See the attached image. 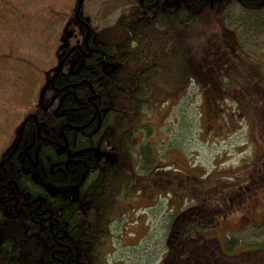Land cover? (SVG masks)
Masks as SVG:
<instances>
[{
  "label": "rangeland",
  "instance_id": "374dc122",
  "mask_svg": "<svg viewBox=\"0 0 264 264\" xmlns=\"http://www.w3.org/2000/svg\"><path fill=\"white\" fill-rule=\"evenodd\" d=\"M113 2L85 0L84 18L94 29L111 27L120 13L114 12L119 5ZM77 3L0 0V153L7 143L14 144L39 88L58 66L64 28ZM227 23L228 29L236 25ZM224 28L207 9L193 27L177 34V51L160 85L165 102L147 115L163 170L136 181L135 195L122 203L125 214L112 223L111 236L100 249L99 264H162L172 250H167V237L173 218L181 219L195 205L207 223L193 227L185 222L177 237L216 240L223 250L232 241L237 246L226 252L231 256L264 241V186L246 188L252 177L258 178L253 165L264 150V113L258 110L264 105V32L241 34L244 47L231 36L232 54L225 58L214 54L224 45ZM127 34L119 29L104 37L119 42ZM224 64L228 68L219 72ZM235 177L245 178L239 190L223 193Z\"/></svg>",
  "mask_w": 264,
  "mask_h": 264
},
{
  "label": "trees",
  "instance_id": "16d2710c",
  "mask_svg": "<svg viewBox=\"0 0 264 264\" xmlns=\"http://www.w3.org/2000/svg\"><path fill=\"white\" fill-rule=\"evenodd\" d=\"M173 1L171 6L167 0H114L113 4L119 5L114 12H120L115 24L102 30L91 24V47L95 52L75 75L76 82L83 83L76 91L81 105L72 99L66 106L76 110L60 118L41 113L42 134L47 130L48 138L56 144L68 142L70 158L58 154L56 148H46L41 149L39 169L13 160L12 170L2 171L11 178L26 175L18 180V186L30 200H38L34 206L38 207L41 199V204L50 208L53 229L40 228L39 219L33 215L13 218L8 248L13 250V260L0 259V264H99L100 249L111 236L112 223L125 214L123 201L135 195L140 177L157 173L162 164L156 151L155 127L147 115L148 110L165 102L160 85L167 80L179 31L193 27L207 9L222 19L224 29L230 28L227 21H235L234 13L240 10L239 15L245 16L238 15V29H263L264 0ZM119 29L127 31L125 38L106 41V33ZM76 39L79 41L80 35L74 36L72 42ZM258 110L264 113V105ZM261 133L264 139V125ZM253 166V175L258 178L252 177L246 183L248 190L264 186V150ZM261 166L263 170L258 168ZM242 180L245 178L235 177L225 183L223 193L238 191ZM199 213L195 205L180 214L181 219L173 218L167 237V250H172L162 264L169 260L171 264H264V241L231 256L228 253L237 246L232 241L223 250L216 240L205 241L193 235L177 237L185 222L193 227L201 221L207 223V217Z\"/></svg>",
  "mask_w": 264,
  "mask_h": 264
},
{
  "label": "flooded vegetation",
  "instance_id": "af4514ba",
  "mask_svg": "<svg viewBox=\"0 0 264 264\" xmlns=\"http://www.w3.org/2000/svg\"><path fill=\"white\" fill-rule=\"evenodd\" d=\"M143 1V0H142ZM150 1V0H147ZM155 2H161V0H151ZM172 6L173 0H167ZM239 4L238 8H241ZM264 8V7H263ZM243 10H240L241 13ZM245 11V10H244ZM234 13V20L236 25L231 29H224L223 32V47L219 52L214 53L216 55L224 54L225 58H228L231 50L228 47V40L231 36H235L236 41L240 46L242 45V35L243 33L256 35V31L243 32L237 28V19L244 14ZM76 14V10H75ZM239 15V17H238ZM74 21L70 20L66 23L64 28L63 38L61 39L60 50L61 54L59 56V64L54 68L51 76L46 80V83L40 87V92L38 94L37 102L29 107L28 116L23 121L22 127L20 128L19 134L17 136L14 144L7 143L6 148L0 153V259L13 260V250L8 251L9 246L12 243V229L13 218L22 217L27 219L30 215L39 219L40 228L46 229L47 226H51L50 230L53 229L52 214L49 213L50 208H46L41 204V199L39 206H34L38 200H30V197L23 193L19 186L18 180L23 179L26 175H16L15 177L8 176L7 173H3L4 169L12 170L13 160L18 161L20 164H27L32 169H39L41 167V149L46 148H56L58 154L65 155L66 157L71 156L69 152V143L56 144L48 138V131L42 134L41 127V113L50 116L54 114V117H62L65 113L74 112L76 109L67 108V103L75 100L76 105H81L77 100L76 91L80 88L81 84L77 83L75 75L78 74L85 66V60L92 58L95 49L91 47V42L94 37H91V23L90 20L84 18L83 9L80 15L81 21H77L74 15ZM90 29H88V26ZM71 26L77 27L73 30ZM236 28V30H234ZM264 29V25L262 27ZM66 29L71 33L69 37H66ZM261 29L263 32L264 30ZM79 30L80 35H82V40H75L74 36L76 31ZM242 34V35H241ZM67 38V42L64 43L63 40ZM240 38V39H239ZM91 40V41H90ZM241 40V41H240ZM244 47V46H243ZM63 63L61 72L58 74V69L60 64ZM218 65H216L217 67ZM256 66L255 68H257ZM262 68V66H260ZM228 68L226 64L219 66V72L221 69ZM58 74V75H57ZM217 78V77H216ZM212 80V79H211ZM61 81L63 82L61 85ZM206 81V80H205ZM211 82V81H210ZM256 88V87H255ZM92 98L89 102H92ZM235 100V97H234ZM251 101V100H250ZM29 120L25 123V121ZM68 126V125H66ZM64 128H61L60 132L63 134ZM67 152V155L65 154ZM70 162V160H69ZM5 165V167H3ZM28 167V168H29ZM27 170V169H25ZM160 168L158 171H162ZM33 179L38 180L37 173L33 175ZM171 196V195H169ZM172 197V196H171ZM18 220V219H16ZM246 220V218H244ZM18 224V222H16ZM58 234V232H57ZM25 238L28 237L27 233H23Z\"/></svg>",
  "mask_w": 264,
  "mask_h": 264
},
{
  "label": "water",
  "instance_id": "95a60500",
  "mask_svg": "<svg viewBox=\"0 0 264 264\" xmlns=\"http://www.w3.org/2000/svg\"><path fill=\"white\" fill-rule=\"evenodd\" d=\"M83 3H84V0H79V1H78L77 8H76V14H75L77 21H81V19H80V15H81V10H82ZM87 26H88V25H87ZM88 29H90L89 26H88ZM70 35H71V33L68 32V29H66V37H69ZM66 37H65V39L63 40L64 43L67 42V38H66ZM62 67H63V63H61L60 66H59L58 74L61 72ZM58 74H57V75H58ZM28 120H29V118L25 121V123H26Z\"/></svg>",
  "mask_w": 264,
  "mask_h": 264
}]
</instances>
